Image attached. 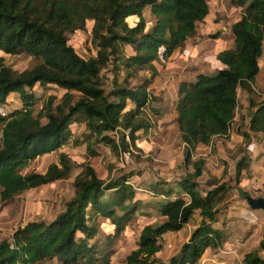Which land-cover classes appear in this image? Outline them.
<instances>
[{
    "label": "trees",
    "instance_id": "obj_1",
    "mask_svg": "<svg viewBox=\"0 0 264 264\" xmlns=\"http://www.w3.org/2000/svg\"><path fill=\"white\" fill-rule=\"evenodd\" d=\"M230 2L240 6V14L229 26L233 45L215 52L220 66L213 73L198 70L193 79L176 82L175 119L185 146L183 172L173 181L155 179L150 184L163 219L140 226L136 247L124 256L126 264H154L161 236L179 230L192 218L196 224L187 240L164 264L194 262L207 247L215 249L222 241L223 232L214 223L218 204L233 184L221 179L201 187L198 177L204 157L191 158L193 149L213 135H227L240 88L250 95L248 131L242 134L264 132V98L256 101L253 95L263 52L264 0ZM209 11L208 0H0V50L24 51L40 59L16 70L0 54V104L13 91L21 100L20 107L0 113V200L69 174L71 164L62 151L58 161L42 172L21 169L35 156L61 147L77 113L83 114L97 140L116 153L125 151L124 133L116 140L110 131L128 128L134 142L139 130L149 128L150 121L142 113L153 96L149 85L159 73L155 61L171 59ZM147 13L154 17L150 24ZM87 19L92 20L96 52L85 57L69 43L66 31L82 28ZM126 44L133 46L132 53H124ZM109 62L115 73L121 66L125 73L124 81L114 74L106 91L101 70ZM140 70L150 73L135 85L124 84ZM36 83L54 84L65 91L58 100L48 95L34 112ZM88 149L96 154L89 144ZM248 166L249 156L237 160L235 181L241 168ZM131 175L132 171L103 178L86 163L73 178L72 196L51 219H29L0 239V264H42L53 258V264H109L110 252L102 254L95 241L99 231L95 217L101 215L110 223L112 237L136 221L146 201L137 196ZM242 262L264 264V220L257 246L242 254Z\"/></svg>",
    "mask_w": 264,
    "mask_h": 264
},
{
    "label": "rangeland",
    "instance_id": "obj_2",
    "mask_svg": "<svg viewBox=\"0 0 264 264\" xmlns=\"http://www.w3.org/2000/svg\"><path fill=\"white\" fill-rule=\"evenodd\" d=\"M209 3L210 11L206 14L204 20L197 22L194 34L181 45L179 54L175 58L172 57L173 59L171 60L173 61H155L159 73L149 85L150 93L153 96L144 107L142 113V116L148 118L150 121L149 128L139 130V137L134 142L127 136L128 128L122 129L120 127L119 131H110L109 134L114 136L116 140L123 133L125 136L127 149L116 153L110 145L96 139L95 134L86 127L83 114L77 113L75 120L70 124V134L64 144L56 150L35 156L21 169L22 172H42L50 162L58 161L59 153L62 151L67 154L71 164L69 174L64 178L54 179L19 191L7 200H0V239L9 236L17 225L29 219H43L45 221L51 219L64 206L65 201L72 196L74 191L73 178L82 170L86 163L93 165L98 174L103 178L132 171L130 181L137 187L136 194L146 201L141 205L136 221L132 224H127L124 230L112 237L106 228L110 226V223H106L105 218L101 215L95 217V221L99 225V231L95 239L97 247L102 254L110 252L109 264H126L124 256L132 248L136 247L140 226L146 221L156 222L163 219V216L158 212L153 202L155 194L149 191L151 189L150 184L155 179L168 178L172 180L183 172L185 146L177 134L179 132L173 112L174 104L171 102V97L174 94L172 87L175 81L174 77L170 75L169 69L172 71V75L174 74L177 77L179 76V72L183 76L191 74L192 71L198 68V65L206 69L203 68V71L213 73L214 69L212 70L211 63L214 60L218 62L214 58L215 52L218 48L228 46L227 40L230 36L229 33H231L229 32L230 23L240 13V8L232 5L230 0H209ZM146 18L149 24L154 21V17L150 13L146 14ZM91 29L92 20L87 19L86 24L82 28L66 31L69 43L79 54L85 57L94 55L96 52V45L92 40ZM230 44L229 47L233 45V41ZM262 47L263 52L259 58L260 71L255 78V83L259 86L264 77V41ZM133 51V46L129 44L124 46L125 54L132 53ZM0 54L3 55L5 63L16 70L30 67L40 60L38 57L24 51L7 53L0 50ZM182 65L184 66L181 67ZM124 73L125 70L122 66L115 73L112 69V64L109 62L101 70V83L104 89L107 91L112 86L114 74H116L119 81H124ZM149 73L148 70H140L138 75L130 77L124 84L135 85L144 75H149ZM32 91L37 96V101L34 103V112H36L42 103L46 101L48 95H56V100H58L65 89L54 84L41 85L36 83L32 87ZM72 91L76 93L75 90ZM242 92V89H240V96ZM262 92L264 90L253 95L263 96L264 93ZM20 106L21 100L18 92H10L4 102L5 110L10 111ZM258 133L255 134L264 135V132ZM230 135L227 133V135L218 136L213 141L212 146H210V151L213 153L211 157L214 158L208 159L209 164L203 169L209 171L208 177H211L210 181H208L209 178H198L200 179V186L203 188L210 187L221 179L229 180L233 184L226 192L224 199L218 204L219 211L214 224L222 232H226L230 228L231 230L236 229V226H239V224H232L230 227L226 226L229 221H232V215H236L239 206L243 204L250 207L248 211L251 209V206L248 205L245 199V195L249 191L246 188L240 187V179L243 177L242 173L246 174L248 167L241 168L239 180H234L237 160L243 155L247 156V158L249 156L250 152L247 147L249 139L244 138L241 142L228 145L232 141ZM262 139L264 140V138ZM88 144L92 146L96 154L90 152ZM218 146H221L222 149L218 150ZM205 149L207 147H204L203 150L202 147L200 148V156H205L207 159L208 155H204ZM198 155L197 145L193 149L191 158H196ZM189 167L192 169V166ZM212 176L214 177L212 178ZM169 184L172 185L171 183L167 185L165 183L164 185L168 187ZM239 190L245 191V193H240ZM227 207L230 208L231 212H227ZM262 211L263 213L258 218L260 223L264 220V210ZM248 214L249 212L244 210L240 213L242 217H246ZM194 219H190L189 223L179 230L168 231L161 236L162 247L155 254L156 262L154 264H164L171 255L180 249L181 244L187 240L190 231L193 229V225L196 224ZM258 221L254 222L255 224H252L251 227L256 224L259 225ZM103 222L106 227L102 226ZM251 227H249V230L243 231L239 226L236 229V232L239 231L236 236L239 237L243 234L242 238L244 239L250 234L251 230H254ZM254 231L256 232L252 235L250 242L247 241L248 245L245 248L252 249L257 246L261 232L258 231L257 233V230ZM224 249H227V247H224ZM223 252L224 255L225 252L227 253V251ZM227 256L233 259L230 258V260L222 264H243L242 254H238V250L229 252ZM55 260L53 258L42 264H53Z\"/></svg>",
    "mask_w": 264,
    "mask_h": 264
},
{
    "label": "crops",
    "instance_id": "obj_3",
    "mask_svg": "<svg viewBox=\"0 0 264 264\" xmlns=\"http://www.w3.org/2000/svg\"><path fill=\"white\" fill-rule=\"evenodd\" d=\"M208 2H209V0H208ZM209 5H210V3H209ZM237 7L240 8V6H237ZM229 32H230V28H229ZM229 34H230V36L227 40L228 46H226V47H229L231 45L230 43H232V41H233V39L231 37V33H229ZM226 47H222V48H226ZM218 49H221V48H218ZM177 54H179V50L174 54L173 58H175L177 56ZM173 58H171V59H173ZM214 58H215V55H214ZM171 59H169V60H171ZM171 61H173V60H171ZM211 65H212V70L214 69V71L216 70L217 67L220 66V64L218 62H216L215 60L211 63ZM183 66L184 65H182L181 67H183ZM197 67L198 68L195 69V71H192L191 74H185L184 76L182 73L179 72L178 77L175 76L174 74L172 75V71L169 69L170 75L172 77H174V81H175V83L173 84V87H172V91H174L173 92L174 94L171 97V102L174 104V108H173L174 114H176V111H175V98H176V88H177L176 81L179 79H193L196 71H198V70L203 71L205 69L201 65H198ZM257 75H258V73H257ZM257 75H256V77H257ZM253 87L255 88V90L257 92H261V90H264V77L262 78V82H261L260 86L256 85V83L254 82ZM240 89H242V91H243L241 93L242 94L241 96L239 94ZM240 89L238 90V102H237V107H236V113H235L233 121L231 122L229 131H228V134H231L230 136L232 138V141L228 145H233L235 143L241 142L242 140H244V138L249 139L248 145H247L248 150L250 152L249 153V166H248L247 173L246 174L242 173L243 177L240 179L241 180L240 187H242L243 189L246 188L249 191V193H248L249 195L264 196V140L262 139V138H264V135L263 134L256 135L254 133L249 132V137H245L242 134L243 131H248V119H249L248 110L250 109L249 108L250 107L249 106L250 95L245 89H243V88H240ZM262 93H264V92H262ZM239 97H240V99H239ZM254 97H255L256 101H259L262 98H264V95L263 96H259V95L255 96L254 95ZM164 104H165V101H164ZM177 134L179 135V133H177ZM217 137L218 136L213 135V136H211L210 141L208 143L200 142L197 144L198 145V154H199L198 156H200V151H201L200 148L202 147V150H203L204 147H207V149H205L206 151H205L204 155H208V157L206 159L204 156L203 169H205L207 167V164H209L208 159L214 158V157H211L213 153L210 151L211 150L210 146H212L213 141H215V139ZM260 137H262V138H260ZM182 144H183V142H182ZM217 149L220 150V149H222V147L218 146ZM208 176H209V171L202 170V173L200 174V176L198 178H202V179L203 178L204 179L209 178L208 181H210L211 177H208ZM213 177L214 176H212V178ZM164 179L173 181L175 178L172 180L168 179V178H164ZM198 180H200V179H198ZM249 208L250 207H248L247 205H243V204H242V206H239V208H238L239 210L236 211V215H232V218H233L232 221H229L228 225H226V226L230 227L232 224L233 225L239 224V226L241 227V229L243 231H245L247 229L249 230V227H251L252 224H255L254 222L258 221L259 215H261L263 213V211H262L263 209H261V208H252L251 207L250 211H248ZM226 210H227V212H231L229 207H227ZM242 210L249 212V214L246 217H242L240 215ZM262 223H260L258 221L259 225L256 224L255 226H252L251 228H254V230H257V233H258V231L261 232ZM102 226L106 227L104 222H103ZM194 226L195 225H193V227ZM239 226H236V229L239 228ZM106 228H107V230L109 229V227H106ZM236 229H233L234 230L233 231L230 228V230H228L226 232L223 231L222 241L217 248L212 249L210 247H207L205 249L204 255H210L214 259V262L209 261L207 264H213V263L214 264H222L223 262L225 263V261L227 262V260H230V258H232L230 256H227V254L229 252H234L235 250H238V254L241 255L245 251L249 250L248 248H245L248 245L247 241L250 242L252 235L256 231L251 230L250 234L243 239L242 238L243 234L240 235L239 237L236 236V234L239 233V231L236 232L237 231ZM223 245H225V246H223ZM224 247H227V249H224ZM223 251H227V253L225 252L226 256L224 255ZM216 262H218V263H216Z\"/></svg>",
    "mask_w": 264,
    "mask_h": 264
},
{
    "label": "water",
    "instance_id": "obj_4",
    "mask_svg": "<svg viewBox=\"0 0 264 264\" xmlns=\"http://www.w3.org/2000/svg\"><path fill=\"white\" fill-rule=\"evenodd\" d=\"M245 198L249 206L253 208H261L264 210V196H252L246 194Z\"/></svg>",
    "mask_w": 264,
    "mask_h": 264
},
{
    "label": "built area",
    "instance_id": "obj_5",
    "mask_svg": "<svg viewBox=\"0 0 264 264\" xmlns=\"http://www.w3.org/2000/svg\"><path fill=\"white\" fill-rule=\"evenodd\" d=\"M6 112H7V110H5L4 104H0V113L5 114ZM127 136H128V134H127ZM209 261L214 262V259L212 258V256L203 255L201 258H199L198 260H196L194 262L187 261L184 264H207Z\"/></svg>",
    "mask_w": 264,
    "mask_h": 264
}]
</instances>
